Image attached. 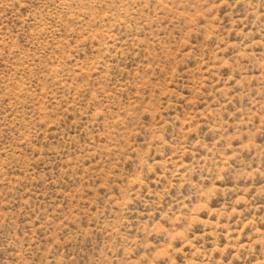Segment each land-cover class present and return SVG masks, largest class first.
Instances as JSON below:
<instances>
[{
	"label": "rangeland",
	"instance_id": "374dc122",
	"mask_svg": "<svg viewBox=\"0 0 264 264\" xmlns=\"http://www.w3.org/2000/svg\"><path fill=\"white\" fill-rule=\"evenodd\" d=\"M0 264H264V0H0Z\"/></svg>",
	"mask_w": 264,
	"mask_h": 264
}]
</instances>
